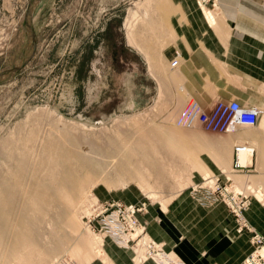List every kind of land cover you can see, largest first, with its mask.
I'll use <instances>...</instances> for the list:
<instances>
[{
    "label": "rangeland",
    "instance_id": "obj_1",
    "mask_svg": "<svg viewBox=\"0 0 264 264\" xmlns=\"http://www.w3.org/2000/svg\"><path fill=\"white\" fill-rule=\"evenodd\" d=\"M30 1L0 0V73L18 65L25 54ZM191 1L39 3L35 56L0 85V183L14 191V198H0V228L11 240L8 245L25 231H39L42 246L25 241L21 253L30 259H14L15 249L0 264H88L98 256L103 239L110 238L87 224L98 201L119 199L142 206L139 215H145L178 212L179 199L187 194L196 205H223L233 213L222 201L210 206L198 197L204 194L197 192L204 179L217 176L207 172L202 182L194 178L195 142L220 146V141L202 135L227 133L205 131L189 120L188 109L196 101L176 74L182 59L175 55L171 61L163 55L170 50L163 51L168 29L171 33L174 28L167 24L169 4ZM131 25L137 44L133 47L146 48L154 61L131 50ZM176 59L179 66L173 68ZM262 124L264 130V119ZM249 147L257 150L252 162L264 157L258 147ZM233 175L236 191L250 198L244 217L253 231L245 230L251 234V255L264 257V247L252 239L253 233L263 236L247 217L257 213V201L264 198L255 180L257 169ZM24 213L36 227L22 222Z\"/></svg>",
    "mask_w": 264,
    "mask_h": 264
},
{
    "label": "crops",
    "instance_id": "obj_2",
    "mask_svg": "<svg viewBox=\"0 0 264 264\" xmlns=\"http://www.w3.org/2000/svg\"><path fill=\"white\" fill-rule=\"evenodd\" d=\"M167 9V24L174 28L171 33L168 29L165 37L168 44L163 51L170 50L163 55L172 61L178 53L176 50L180 52L182 61L176 74L187 95L206 111L219 101L238 102L244 107L264 111V0H219L217 9L208 8L215 15L212 25L197 0L171 3ZM263 119L264 113L254 127L259 130L240 127L223 135H202L204 139L215 138L221 145L195 142V180L202 182L203 174L209 172L220 177L223 184L235 185L230 178L235 174L234 147L251 145L264 154ZM263 162L264 157L260 161L255 158L249 166L257 169L255 180L264 194ZM217 205L210 208L196 205L186 194L179 199L175 208L178 212H150L138 218L146 225L149 238L177 262L244 264L254 249L250 243L251 234L239 233L233 215L225 206ZM256 210L257 213H247V217L257 233L264 237V198L263 202L257 201ZM141 257L139 250L125 249L112 239L104 238L98 256L88 264H158L152 260L141 262Z\"/></svg>",
    "mask_w": 264,
    "mask_h": 264
},
{
    "label": "built area",
    "instance_id": "obj_3",
    "mask_svg": "<svg viewBox=\"0 0 264 264\" xmlns=\"http://www.w3.org/2000/svg\"><path fill=\"white\" fill-rule=\"evenodd\" d=\"M218 3L219 0H197L201 10L209 7L217 9ZM177 56L180 58L179 52ZM178 66L179 60L176 59L172 62V67L177 68ZM195 105L197 107L194 106L188 109L189 120H195L205 131L215 133H232L240 127L254 128L258 126L260 116L263 114L261 109L244 107L238 102L224 103L219 101L209 111L200 107L196 102ZM250 150L252 149L247 146L240 145L235 147L234 172L249 171V164H241L240 154ZM252 153L254 154L253 150ZM194 192L196 191L194 190ZM197 192L204 193L198 197L207 205L211 206L221 201L228 205L233 210L231 214L235 218L239 233L245 230L253 232L244 217V211L250 205L249 195H245V191H236L233 184H223L220 177H216L215 182L211 185H207L205 180L198 187ZM92 208L93 213L87 217V224L93 231L108 234L120 247L125 249L145 248L148 257L155 258L158 264H181L172 260L171 257L163 252L160 245L146 235L145 226L140 223L138 218L140 212L143 211L142 206L127 205L110 199L98 201ZM134 235H137V237L134 238ZM252 239L258 248L264 247V239L260 238L256 233H253ZM249 258L250 261L246 262V264H257V262L264 264V259L260 255L255 257V259L253 255Z\"/></svg>",
    "mask_w": 264,
    "mask_h": 264
},
{
    "label": "bare ground",
    "instance_id": "obj_4",
    "mask_svg": "<svg viewBox=\"0 0 264 264\" xmlns=\"http://www.w3.org/2000/svg\"><path fill=\"white\" fill-rule=\"evenodd\" d=\"M203 13H204V15H205V17L207 18V20H208V22H210L211 23V25H212V23H214L216 20H215V18H214V14L212 13L213 11H209L208 9H204V10H201ZM132 25H131V27H130V31H129V34H128V39H129V42H130V44L132 45V46H136L137 44H135L134 43V41H133V32H132ZM139 49H140V51L142 52V53H144V52H146L147 53V55H146V53H145V56L147 57V59H152L151 57H153V54H150V53H148L147 51H145V49H143V47L142 46H139ZM153 60V59H152ZM154 61V60H153ZM150 62H152V61H150ZM154 65V64H153ZM263 113H264V111H263ZM159 116V115H158ZM166 118V117H165ZM183 121H187L186 119H183ZM178 125H180V124H178ZM146 127V126H145ZM186 132V131H185ZM153 134V133H152ZM185 141V140H184ZM188 142V141H187ZM142 144V143H141ZM216 144V143H215ZM123 145V144H122ZM112 146V145H111ZM216 146H217V144H216ZM238 146H240V145H238ZM241 146H247L248 148H250L249 146L250 145H241ZM142 147V146H141ZM140 147V148H141ZM137 148V147H136ZM251 149V148H250ZM253 150V152H255V149L253 148L252 149ZM252 150H250V151H247V152H241V154H240V158H241V164L242 165H244V164H248V163H250V164H253V162H252V159H251V155L253 154L252 153ZM235 151V150H234ZM257 153V152H256ZM233 157H234V152H233ZM256 157V156H255ZM148 160V159H147ZM64 161V160H63ZM63 165V164H62ZM136 176V175H135ZM215 179H216V177H213V178H211V179H208V180H206V179H204V181L206 180V184L207 185H211L212 183H214L215 182ZM203 181V182H204ZM6 183V182H5ZM5 183H3V184H1L0 183V198L1 199H7V198H14V191H13V189L12 188H9ZM47 191V190H46ZM37 193V192H36ZM47 193V192H46ZM46 193L44 194V196H48V194L46 195ZM52 194V193H51ZM38 195V194H37ZM37 195H36V197H37ZM41 196V198L43 197L42 195H40ZM39 197V196H38ZM37 197V198H38ZM49 197V196H48ZM44 198V197H43ZM52 198H54L53 196H52ZM39 199H40V197H39ZM41 201H43V200H41ZM44 201H46L45 199H44ZM43 201V204L45 203ZM53 201V200H52ZM33 203V202H32ZM47 203H48V199H47ZM53 203H56L55 201H53ZM98 203V202H97ZM42 204V205H43ZM96 204V203H95ZM46 205V204H45ZM32 206V205H31ZM30 206V207H31ZM47 207H49V205H46ZM27 206H25V209L27 210ZM52 208H53V206H52ZM46 209V208H45ZM44 209V210H45ZM49 210H50V208H49ZM49 210H48V212L47 213H49ZM26 213V212H25ZM24 213V215H25V219H22L21 218V220H23L22 222L24 223V224H27L28 225V228H34V227H36V224H35V221H31V220H29L28 219V217H27V215ZM53 213V212H52ZM21 214V213H20ZM23 214V213H22ZM56 214V213H55ZM4 215V214H3ZM42 215V214H41ZM44 215V214H43ZM46 215V214H45ZM0 216H1V213H0ZM60 216V215H59ZM23 217V216H22ZM45 217V216H44ZM43 217V218H44ZM62 217V216H61ZM20 218V217H19ZM63 218H65V217H63ZM65 220V219H64ZM52 221V220H51ZM58 222H59V220H58ZM67 222V221H66ZM39 223V222H38ZM26 225V226H27ZM59 225V224H58ZM3 227V226H2ZM47 228V227H46ZM70 229V228H69ZM25 230V229H24ZM46 230V229H45ZM6 233V232H5ZM5 233H4V227L3 228H0V250H1V246L4 244V245H6V249L4 250L5 252H3V250H1L0 251V261H2L3 260V258L5 259V257L7 256V254L8 253H11L12 251H14L15 249V252H14V254L15 255H17L16 257H13L14 259L16 258H19L20 260H28V259H30V258H28V259H26L25 258V256H23L22 255V253H21V251L23 250V248H24V243L23 242H25V241H27L28 243H30V244H32L34 247H41L42 246V237H41V235H40V233H39V231H35V230H31V231H25V234H24V236L22 235V236H19V237H17V239H15V240H13L12 241V244L11 245H8V242H10L11 240H9V239H7V237H5L4 235H5ZM259 236V235H258ZM23 237V238H22ZM134 238H136L137 237V235H134L133 236ZM260 238H262V239H264L263 237H261V236H259ZM113 240V239H112ZM97 242V241H96ZM115 242V241H114ZM6 243V244H5ZM116 243V242H115ZM96 244V243H95ZM118 245V244H117ZM29 247V246H28ZM32 247V246H31ZM160 248L163 250V252L165 253V254H167L165 251H164V249H163V247L162 246H160ZM137 250H139L141 253H142V257L144 256V260H142L141 259V262H143V261H145L146 259H150V260H153L154 262H157V260L155 259V258H150V257H148V255H147V253H146V250H145V248H141V247H136V249H134V251H136L137 252ZM32 252H30V254H31ZM24 254V253H23ZM4 255V256H3ZM168 255V254H167ZM169 256V255H168ZM260 256H262V255H260ZM141 257V258H142ZM254 259H255V254H254ZM40 258V257H39ZM161 258V257H160ZM262 258L264 259V257L262 256ZM250 259V258H249ZM247 260L246 262H249L250 260ZM18 260V259H17ZM20 260L18 261V262H20ZM173 260V259H172ZM23 262V261H22ZM246 262H245V264H246ZM257 264H260V263H258L257 262Z\"/></svg>",
    "mask_w": 264,
    "mask_h": 264
},
{
    "label": "water",
    "instance_id": "obj_5",
    "mask_svg": "<svg viewBox=\"0 0 264 264\" xmlns=\"http://www.w3.org/2000/svg\"><path fill=\"white\" fill-rule=\"evenodd\" d=\"M42 1L43 0H31L29 3L25 12V27L28 39V43L25 48V54L18 65L0 73V85L11 79L13 76L18 75L34 58L37 50V35L34 28V15L37 6Z\"/></svg>",
    "mask_w": 264,
    "mask_h": 264
}]
</instances>
